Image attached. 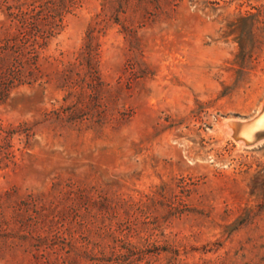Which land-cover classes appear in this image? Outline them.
<instances>
[{"label": "rangeland", "instance_id": "1", "mask_svg": "<svg viewBox=\"0 0 264 264\" xmlns=\"http://www.w3.org/2000/svg\"><path fill=\"white\" fill-rule=\"evenodd\" d=\"M263 101L264 0H0V264H264Z\"/></svg>", "mask_w": 264, "mask_h": 264}, {"label": "bare ground", "instance_id": "2", "mask_svg": "<svg viewBox=\"0 0 264 264\" xmlns=\"http://www.w3.org/2000/svg\"><path fill=\"white\" fill-rule=\"evenodd\" d=\"M222 126L242 146H252L264 141V136L257 138L259 131H264V101L252 117L231 119L224 122ZM235 135L242 136L244 139H237ZM250 140L252 143L246 142Z\"/></svg>", "mask_w": 264, "mask_h": 264}, {"label": "water", "instance_id": "3", "mask_svg": "<svg viewBox=\"0 0 264 264\" xmlns=\"http://www.w3.org/2000/svg\"><path fill=\"white\" fill-rule=\"evenodd\" d=\"M235 136H236L237 139H244L242 136H238V135H235ZM261 136H264V131H261V132L259 131V134H258L257 138H259V137H261ZM233 137H234V136H233ZM234 138H235V137H234ZM257 138H256V139H257ZM246 142H248V143H249V142L252 143L251 140H250V141H246Z\"/></svg>", "mask_w": 264, "mask_h": 264}]
</instances>
